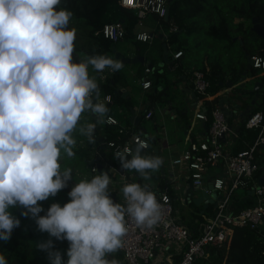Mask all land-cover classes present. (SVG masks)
I'll list each match as a JSON object with an SVG mask.
<instances>
[{
	"label": "clouds",
	"instance_id": "obj_1",
	"mask_svg": "<svg viewBox=\"0 0 264 264\" xmlns=\"http://www.w3.org/2000/svg\"><path fill=\"white\" fill-rule=\"evenodd\" d=\"M60 4L0 0V242L10 241L20 226L12 209L22 207V215H30L39 231L69 242L66 260L53 239L37 244L50 264H120L108 254L124 246L126 216L147 228L161 219L162 205L147 184H125V203L114 202L112 178L104 171L75 181L63 205L53 202L45 212L39 203L73 179L72 169L61 163L62 154L76 155L73 133L95 140L97 123H81L82 114L88 111L99 122L109 112L89 67L113 72L122 67L105 55L74 59L76 31L68 27L72 13ZM144 146L141 141L134 154L125 149L115 157L122 168L148 178L163 161L142 155ZM0 264H10L3 251Z\"/></svg>",
	"mask_w": 264,
	"mask_h": 264
},
{
	"label": "trees",
	"instance_id": "obj_2",
	"mask_svg": "<svg viewBox=\"0 0 264 264\" xmlns=\"http://www.w3.org/2000/svg\"><path fill=\"white\" fill-rule=\"evenodd\" d=\"M120 1L61 0L58 7L71 11L72 17L68 27L76 31L74 59L82 60L88 56L105 55L119 61L115 55V49L119 42L110 40L103 35L104 25L119 20L123 21L127 26L125 39L133 40V38H136L137 32H135V29L139 24L136 11L123 6ZM169 7L168 18L156 17L160 24L168 30L169 34L165 41L175 45L176 49L182 50V55L195 54L200 57L199 63L196 64L198 70H205L206 60L211 66L209 93L212 95L206 106V113L209 118L206 125L209 127L213 121L212 111L219 100L216 93L221 89L223 82L232 81L233 84H238L235 86V93L243 91L249 95H253L256 91L253 89L254 83L252 80L240 83L245 71L248 70V76H254L257 81L264 82L263 70L255 67L248 69L247 67L249 57L253 55L264 57V38L252 30L251 22L253 16L257 15L264 23V0H172L169 2ZM171 20L177 25V30H170ZM81 39L82 43H80ZM236 46L239 49L238 54L233 53ZM153 63H157L156 59L153 60ZM103 71H97L91 66L89 67L90 76L95 77L99 85V98L112 94L115 102L117 99L124 108L129 107L131 105L130 100H123L115 94V84L121 74L120 70L106 77H103ZM161 71V68L154 69L155 74L159 78L163 77L170 86L171 82L167 73ZM153 82L157 84L158 79L153 80ZM262 92L261 99L253 106L250 113L258 110L264 111V88ZM93 95L95 99V93ZM161 95L159 93L153 95V97L159 99ZM106 105L109 108L107 114H115L113 104ZM96 119V116L88 111L82 114L81 123H97L94 133L95 140L89 141L87 137L80 135L78 131L74 132L73 135L77 141L74 146L76 155L74 157L62 155L67 160L62 163V167H72L75 164L82 167V171H86V166L89 165L87 158L92 151H94L93 158L99 159L98 152L107 147L108 141L124 142L128 139V135L121 133L119 127L104 122L100 130L103 132L104 141H98V122ZM257 135V129H249L245 126V123H242L238 131L234 152L247 149L254 143ZM82 141L86 143L85 146L79 144ZM103 155L114 159L112 151L106 152V154L103 153ZM68 163H70V166H68ZM262 164H264V159H262ZM97 174L98 172L94 173V175ZM158 176L151 171L149 177L158 178ZM139 183L144 185L143 181H139ZM46 203L52 202L47 199ZM193 204L197 207V204L194 202ZM237 205V209L245 208L254 205V201L251 195L248 194V197H244ZM210 207L208 210H211ZM12 211L21 220V224L14 229L10 241L0 242V251H3L8 257L10 264H25L23 261L20 262L23 249L36 247L40 241L49 237L41 235L35 220L30 215L27 217L22 215L23 208L16 207ZM43 254L47 257L46 252ZM15 259L18 261L12 262ZM117 260L120 261V264H124L120 252L117 255ZM198 264H264V225L257 228L236 226L231 243L228 246L212 247L210 257L201 259Z\"/></svg>",
	"mask_w": 264,
	"mask_h": 264
},
{
	"label": "built area",
	"instance_id": "obj_3",
	"mask_svg": "<svg viewBox=\"0 0 264 264\" xmlns=\"http://www.w3.org/2000/svg\"><path fill=\"white\" fill-rule=\"evenodd\" d=\"M120 2L123 6L136 11L141 26L145 17L150 14L167 18L169 13V0H121ZM170 22L171 29L177 30L174 21ZM102 33L110 40L120 41L127 34V26L120 20L107 23ZM136 38L140 41H148L152 36L148 31L143 30L137 33ZM182 54V50L176 52L175 59ZM251 59L253 67L264 71L263 56L253 55ZM177 67L178 62L174 61L171 68ZM151 71V68L147 67V74L140 80L144 89L152 86L153 81L149 77ZM111 72L113 71L110 68L107 70L106 67L104 77ZM210 75L209 68L197 69L193 72V87L198 100L195 118L204 122L209 119L206 106L212 95L209 93ZM101 101L111 103L113 95L108 94L102 97ZM212 113L213 121L207 127L205 136L200 139H189L187 145L171 158L173 166L171 177L172 181L177 183L175 190L181 189V181L185 180L187 182V191L183 193L185 196L182 198L178 193L173 194L169 188H153L151 191L156 194L162 205V214L161 219L151 228L138 226L134 219L126 216L128 232L124 237V246L119 249L124 264H198L201 259L210 257L212 247L228 246L236 226L257 228L264 225V181L259 182L264 174V164H262L264 111H255L243 118L241 123H245L249 129H257L258 135L252 145L236 153L226 148L222 136L231 134L237 136L238 131L230 125L229 117L219 105ZM152 116L153 112L148 111L146 117ZM105 122L118 125L119 131L128 135V139L124 142L110 140L107 143V147L119 162V158L115 157L118 151L130 149L131 154H134L141 141L145 142L143 149L150 147L147 135L130 132L128 128L121 126L119 118L115 115L108 114ZM92 170L97 171V166L94 165ZM208 180L213 182L214 188L209 191L214 194V202L201 210L193 204L196 197L193 191L204 189ZM248 194L251 195L254 205L237 209V203L248 197ZM209 207L211 210H208ZM176 255L179 259H175Z\"/></svg>",
	"mask_w": 264,
	"mask_h": 264
},
{
	"label": "crops",
	"instance_id": "obj_4",
	"mask_svg": "<svg viewBox=\"0 0 264 264\" xmlns=\"http://www.w3.org/2000/svg\"><path fill=\"white\" fill-rule=\"evenodd\" d=\"M156 17L157 16L152 14L148 15L144 19V24L142 26L138 24L135 29V32L137 33L143 30L148 31L152 36L150 40L140 41L137 38H133V40H127L124 38L120 41H117L119 43L117 44L116 50L121 52L122 56L126 58L145 56L144 63H142L139 59L136 62L124 63L121 59H119V62L122 65V67L119 69L121 74L119 79L116 80L115 85L116 87L121 86L124 92L122 94L119 93L116 95L120 96V98L123 100H130L131 105L124 108V106H122L117 99L115 102L114 97L111 103L107 102L106 104H113L115 114L112 115H115L119 118L121 126L128 128L130 132L148 136L150 147L148 149L142 148L141 154L146 156L158 155L162 158L163 163L160 169L153 171L159 176L158 178H145L138 172H135L136 170L131 171L129 169L128 171L125 169L124 173L121 172L118 167L113 166L111 162L113 160L118 162L117 159L115 160V158L112 159L107 155H103V153L106 154V152L111 151V149L107 147L103 148L102 151H97L99 153V159L93 158L94 151H92L91 155H89L87 158L89 160L88 166H91L92 173L89 176V179L93 177L92 175H94L95 172H98L99 174V172L107 171L112 178V183L110 184V189L112 192L110 194L114 199V202H120L122 204L124 203V197L122 193L123 186L131 182L139 183V181H143V184H147L149 190H153V188H169L173 194L178 193V195L183 198L185 196H183V193L187 191V182L182 180L181 189L178 190L179 192L175 190L177 183H174L171 177L173 170L171 160L172 155L179 153L187 145L189 139H200L203 137V135L205 136L207 132V122L195 118V114L198 110V100L193 87V72L197 70L196 64L199 63L200 57H197L195 54H184L175 59V53L180 50L176 49L175 45H171L165 41L169 34L168 30H166V28L160 24ZM171 28L172 27L170 26V30H172ZM161 34L162 36H160ZM165 44L167 47H164ZM166 48L169 49L168 61L164 58ZM154 59H156L157 63L154 64L155 67L152 68V71L149 73V77L152 79V81L158 79V83L155 84L153 82L150 88L144 89L140 80L147 74L146 68L149 67V63H153ZM174 61L178 62V67L176 69L171 68V65ZM205 64V70H207V68L211 69V66L207 60L205 61ZM158 68H161V72L167 73L169 81L171 82L170 86L169 83L163 79V77L159 78L157 74H155L154 69ZM244 76L248 81L255 79L254 76H248L247 74H244ZM242 82L244 81L242 80L240 83ZM236 85L238 84L228 85L227 82H223L222 87L219 92L216 93V96L219 97L217 102V105L219 106L221 99L228 98V102L224 101V105L230 107L228 106L230 103L231 112L234 114L229 117V122L233 128H236V130L239 131V128L237 127L239 124L242 125L241 119L243 117L240 115L242 113L241 109L237 108L235 104L239 101V103L245 106L246 103L248 104L250 102V95L240 91L244 97L241 98V96L240 98H237L234 92ZM259 92L260 95L258 100L261 99L263 95V93H261L262 90ZM159 93L162 94L161 98L154 99L153 95H158ZM101 98L102 97L99 98L100 101ZM180 99H187L189 102L188 107H185V105L180 103L182 101ZM242 99L244 101H241ZM131 109H133L136 116L141 117L139 124H135L131 120ZM148 111L153 112V116L151 118L146 117ZM107 115L108 114H106V116ZM105 117L98 122V126H101V128L98 127L97 129L98 137H103V132L100 130L104 125ZM116 126L119 127L118 125ZM157 127H160L159 132ZM151 136H153V138H151ZM237 139L238 135L235 136L234 134H231L227 135L225 141H223L226 148L230 150V152H234ZM99 161H101L103 165L102 171H99L98 167L97 171H93L92 167L94 165L97 166ZM202 190L203 189L196 190L193 191V193L197 197L198 195H201ZM198 206H200L198 208H201L202 210L206 209L204 207V203ZM182 211H187V209H182ZM119 252L121 253L119 250L114 252L109 259H117ZM175 259H179V256L176 255Z\"/></svg>",
	"mask_w": 264,
	"mask_h": 264
},
{
	"label": "water",
	"instance_id": "obj_5",
	"mask_svg": "<svg viewBox=\"0 0 264 264\" xmlns=\"http://www.w3.org/2000/svg\"><path fill=\"white\" fill-rule=\"evenodd\" d=\"M172 0H169V2H171ZM170 9V7H169ZM169 16V13L167 15V18ZM252 30L255 31V33L257 35H259L260 37L264 38V23L260 20V17L259 16H253L252 18ZM162 36V34L160 35ZM164 47H167V45L165 44ZM115 55L117 57V59H121L124 63L125 62H136L138 59L144 63L145 62V56H139L137 58H126L124 56H122V53L117 51L115 49ZM168 57H169V49L166 48L165 49V55H164V58L168 61ZM148 66L150 68H154L155 65L154 63H149ZM248 69H251L253 67L252 65V59L251 57H249L248 59ZM248 71V70H247ZM247 71H245V74H247ZM244 82H247L248 80H246V77L244 76L243 79H242ZM228 85H233V82L232 81H228L227 82ZM264 88V82H261V81H256L254 83V86H253V89L255 91H258L256 96L254 97V99L248 103V105L245 107V110L240 114L243 118H245L251 111H252V108L254 105H256L257 101H258V98H259V95H260V92L262 89ZM124 92L123 88L121 86H117L116 89H115V94H122ZM241 94V93H239ZM242 95V94H241ZM224 101L225 102H228V98H224V99H221L220 100V106H221V109L224 111L225 115L230 117L231 115H233V113L231 112V105L229 103L228 106L230 107H227L226 105H224ZM235 106L239 109H241L243 107V105L241 103H236ZM132 110V116H131V120L135 123V124H139L140 120H141V117H138L136 116L135 112ZM243 118L241 119V122L243 121ZM99 128H101V126H98ZM233 127V126H232ZM241 127V124H239V126L237 128L240 129ZM158 128V132H159V128L160 127H157ZM146 132V131H145ZM157 132V133H158ZM150 138V137H149ZM151 138H153V136H151ZM225 138H226V135H223L222 136V139L223 141H225ZM98 141L100 142H103L104 141V137H99L98 138ZM101 159V158H100ZM112 162V165L113 166H117L118 169L124 173V168H122L121 166V163L120 162H117V161H111ZM102 162L99 161L97 163V167H98V170L99 171H102ZM264 181V174L262 175V177L260 178V183H263ZM213 182L212 180H208L207 182V185L206 187L201 191V195H198L197 197L194 198V203L197 204V205H200L202 203H204V207L207 208L211 203L214 202V194L213 193H210L211 190H213ZM210 190V191H209Z\"/></svg>",
	"mask_w": 264,
	"mask_h": 264
},
{
	"label": "rangeland",
	"instance_id": "obj_6",
	"mask_svg": "<svg viewBox=\"0 0 264 264\" xmlns=\"http://www.w3.org/2000/svg\"><path fill=\"white\" fill-rule=\"evenodd\" d=\"M82 42L83 41L81 39L80 43H82ZM238 52H239V49H238V46H236L233 53L238 54ZM107 70H109L108 67H107ZM113 73L114 72L109 73L108 76H111ZM252 81H254L253 83H255L256 79H253ZM134 94H136V93H134ZM235 96H237V98H240L242 95H240L239 93H235ZM232 98H233V96H232ZM241 98H243V97H241ZM180 100H182L180 103L185 105V107H188L189 102L187 99H180ZM241 101H244V100L242 99ZM237 103H239V101ZM79 144L84 145V146L86 145V143L83 141L79 142ZM65 161H67L66 158H64V156H62L61 157V163H64ZM68 166H70V163H68ZM70 168L73 171V179L69 180L68 186L66 188L62 189L61 191H59L56 196L48 198L52 203L53 202H59V203H61V205H63L65 202H67L70 199L67 194L70 191L73 184L75 183V181L78 182L81 179H89V176L92 174L91 173V166H86V169H87L86 171H82V167H79L75 164ZM46 201L47 200L39 202L43 205L45 212L51 204V203H46ZM197 207H200V206L197 205ZM21 208L22 207H20V209ZM45 212L40 213V215L45 214ZM20 215H21V213H20ZM41 235L43 237H49V234L46 232H41ZM49 238H51L55 241V247L62 252L64 259L66 260L67 259L66 252H67V248L69 246V242L66 240H64V241L56 240V238H54V237H49ZM25 248H26V246H25ZM43 253H44V251H41L37 246L36 247H28L26 249H23V256H22V259L20 260V262L23 261L25 264H50L47 257H45ZM111 255H113V253L108 254V258H110ZM16 261H18V260L17 259L12 260V262H16Z\"/></svg>",
	"mask_w": 264,
	"mask_h": 264
},
{
	"label": "flooded vegetation",
	"instance_id": "obj_7",
	"mask_svg": "<svg viewBox=\"0 0 264 264\" xmlns=\"http://www.w3.org/2000/svg\"><path fill=\"white\" fill-rule=\"evenodd\" d=\"M257 92H258V91H256V93H254L253 95H250V98H249L250 102L254 99V97L256 96ZM261 93H263V92H261ZM242 97H244V95H243ZM247 105H248L247 103H246L245 106L243 105V107L241 108V112H243V111L245 110V107H246Z\"/></svg>",
	"mask_w": 264,
	"mask_h": 264
}]
</instances>
